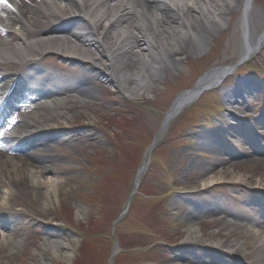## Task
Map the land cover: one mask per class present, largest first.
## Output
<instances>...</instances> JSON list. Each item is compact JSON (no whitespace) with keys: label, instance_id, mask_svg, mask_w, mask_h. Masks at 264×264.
Instances as JSON below:
<instances>
[{"label":"rangeland","instance_id":"374dc122","mask_svg":"<svg viewBox=\"0 0 264 264\" xmlns=\"http://www.w3.org/2000/svg\"><path fill=\"white\" fill-rule=\"evenodd\" d=\"M250 2L249 36L255 39L252 29L264 25V0ZM246 5L240 0L226 23L209 29L205 42L187 53L167 59L156 53L157 61L168 60L166 66L153 69L154 82L134 92L99 79L89 64L78 66L49 51L40 54L42 64L25 70L26 79L58 77L53 87L45 82L42 89L59 90L65 102L37 121L32 108L24 110L13 135L48 137L56 125L57 135L71 140L49 142L58 165L46 162L51 170L42 179L56 182L46 198L35 196L28 181L8 189L0 178V200L2 193L8 199L0 202V264H250L244 258L257 245L245 248L244 235L253 228L243 209L264 212V161L259 160L264 152H252L264 147V45L219 87L205 90L175 116L163 136L159 133L176 98L203 73L238 61ZM80 78L92 88L85 99L72 91ZM244 81L253 84L250 93H240ZM237 94L244 95L240 102L227 100ZM65 122L68 134L60 132ZM155 136L159 142L128 203ZM246 145L259 158L246 156ZM19 149L13 154L20 158L25 153ZM33 164L41 170L42 164ZM119 215L123 218L115 223ZM229 215L240 220L233 225ZM189 223L200 227L198 239L187 238ZM209 235L233 236L232 243L244 249L237 245L224 255L212 247Z\"/></svg>","mask_w":264,"mask_h":264},{"label":"bare ground","instance_id":"6f19581e","mask_svg":"<svg viewBox=\"0 0 264 264\" xmlns=\"http://www.w3.org/2000/svg\"><path fill=\"white\" fill-rule=\"evenodd\" d=\"M64 2L68 3L67 7L62 5ZM239 4L240 0H76V3L71 0H5L4 3H0V91L4 90L6 79L10 81L12 78L8 71L1 70L17 69L26 64L32 66L37 56L48 51L64 60L79 64L78 66L89 64L99 79L116 83L120 89L134 92L141 85L143 89L148 83L154 82L153 69L162 70L168 61H157L156 53L159 52L167 59L187 53L194 44H203L207 33L210 32L209 29L226 23V15L239 7ZM250 4V0H247L242 18L244 39L242 58L250 50L251 57L256 48L264 44V25L252 29L255 39L249 36ZM68 11L74 14L73 17L62 18ZM61 18L65 21L60 24L54 23ZM77 22L81 25H77ZM172 44L175 47H171ZM221 72L222 70H218L208 74L198 83L196 89L201 90L208 85L219 86L227 76L221 75ZM17 78L18 74L11 81ZM47 80L51 81L45 79L46 82ZM45 81L39 85L42 87ZM248 86L252 84L246 81L245 87L241 89L242 94L243 91L250 93L251 88ZM91 89L87 80L80 78L72 91L80 99H85L90 96ZM19 95V104L24 100L28 102L29 98L24 97L23 93ZM190 95V93L179 95L174 101L172 111ZM239 96L237 94L227 100L230 103L240 101ZM240 97L244 98V95ZM64 102L65 99L59 90L50 93L37 91L36 98L30 102V107L34 109L33 121H37L41 115H46L47 109H58ZM192 102L185 103L181 110ZM12 108H15V104ZM171 119L170 117L166 119L161 134ZM21 121L23 122V119L18 118L17 122ZM5 123L11 124L14 120ZM55 126H50L52 134L43 138L24 136L22 137L24 139H19L18 136L8 133L2 135L0 178L6 181L8 189L28 181L35 188L34 195L38 198H46L51 192H55L56 182L47 177L42 179L43 173L51 170L48 164L58 165V158L49 148V142L71 140V137L57 135L59 132ZM69 128L71 127L65 122L60 132H67ZM32 148L34 150L30 151ZM15 149L24 152L25 154L21 155L23 157L19 158L12 154ZM245 149L246 156L259 158L251 156L247 146ZM261 150L264 152V147L252 148V152ZM259 160L264 161V158ZM33 161L42 164L41 170ZM189 167L186 166L185 170L187 171ZM233 186L238 184L233 183ZM255 190L258 191L259 187H255ZM6 200H8L6 194L2 193L0 202L4 204ZM243 211L244 217L253 228V233L244 235L245 248L250 250L252 246L257 245L244 259H250V264H264V212L257 207L254 209L252 207L251 210L244 208ZM229 216L233 225L240 220L237 215ZM200 233L198 225L189 223L187 238L198 239ZM231 238L223 240L221 237L214 239L210 236L209 240H214L212 247H217L224 255L234 252L237 245L244 249V244H233ZM57 244L59 247L63 245L67 247L62 241H58ZM186 262L198 264L196 260ZM228 264L236 263L228 261Z\"/></svg>","mask_w":264,"mask_h":264},{"label":"snow or ice","instance_id":"6c2138e0","mask_svg":"<svg viewBox=\"0 0 264 264\" xmlns=\"http://www.w3.org/2000/svg\"><path fill=\"white\" fill-rule=\"evenodd\" d=\"M5 2V0H0V3H4Z\"/></svg>","mask_w":264,"mask_h":264}]
</instances>
